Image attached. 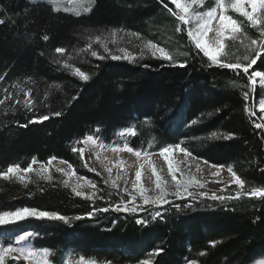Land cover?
<instances>
[{
  "label": "trees",
  "instance_id": "1",
  "mask_svg": "<svg viewBox=\"0 0 264 264\" xmlns=\"http://www.w3.org/2000/svg\"><path fill=\"white\" fill-rule=\"evenodd\" d=\"M77 2L0 0V213L27 207L69 219L65 224L27 218L0 226V243L10 246L16 236L32 231V249L49 251L50 264L67 259L97 264L264 260V197L248 195L264 189V128L255 127L264 124L257 110L260 89L248 78L252 71H264V54L248 75L219 67L195 47L170 0H87L83 3L90 12L80 16L55 10L70 11L68 4ZM215 6L208 0L203 10ZM228 14L242 32L226 41L219 62L247 64L244 56L255 53L246 45L264 37L242 16ZM150 43L173 59L154 56L146 47ZM93 51L105 59L92 56ZM111 55L129 59L114 61ZM77 68L88 75L87 81L75 74ZM43 115L49 119L29 123ZM213 133L221 138H211ZM89 136L105 149L127 145L141 155L179 144L200 161L231 168L244 187L207 192L240 193L223 203L206 197L175 199L141 213L110 209L76 220L94 208L129 199L84 161L80 149ZM53 157L96 184L93 200L76 196L74 185L66 186L65 175L54 168L44 174L50 180L35 172H25L23 180L2 175L12 166L18 171L32 167L33 159L47 165ZM82 191L91 194L92 189ZM155 211L162 215L153 220ZM137 219L147 223L137 224Z\"/></svg>",
  "mask_w": 264,
  "mask_h": 264
},
{
  "label": "snow or ice",
  "instance_id": "2",
  "mask_svg": "<svg viewBox=\"0 0 264 264\" xmlns=\"http://www.w3.org/2000/svg\"><path fill=\"white\" fill-rule=\"evenodd\" d=\"M173 4L177 6V8L180 9V14L178 15V18L180 21H182L184 24L189 23L188 13L190 11V8L192 5L197 4H203V0H190L188 3H182L181 0H171ZM250 6V10L249 7ZM167 7V5H165ZM219 9V11L217 10ZM229 10L238 13L240 16L245 17L246 20L250 23V25L253 28H258V31H260L261 36L264 37V0H229V2H226V0H217V7L211 8L209 11L205 13H196L194 14L196 19L199 21L198 26L193 32L192 30L188 31V36L192 37V39L195 41V47L203 52V54L208 57L214 64H217L219 67L222 68H229L233 71L242 70L245 75L249 74V70L252 68L253 65L257 63V61L260 59L261 55L264 54V39L256 40L252 39L248 45H246V48L250 50L251 53H255L254 56L245 55L244 59L248 61L247 64H241L239 61L236 63H220L218 60L219 55L223 52L225 48V40L227 39H235L236 34L242 32V28L240 23L234 19L231 15L228 14ZM171 11V9H169ZM175 15V13H174ZM4 20L0 19V24H3ZM218 24V27H213V24ZM259 26V27H258ZM179 31V29H177ZM214 33V37L211 41H209V33ZM47 39V37H45ZM147 48L152 50L153 55L155 56L157 53H159V57L165 61H171L173 57L167 52L163 47H158L154 43H150L146 45ZM105 52L108 51L107 46H105ZM58 52H63L64 49H57ZM121 51H124L123 49ZM92 56L97 57V59L103 60L105 59L104 56H98V54L93 51L91 53ZM111 59L114 61H119L121 59H129L127 55L124 57H121L120 55H111ZM67 67V65H65ZM183 67L184 65H180ZM75 74L79 76L82 80L87 81L89 79L88 75L85 74V72L81 71L79 68L75 70ZM249 80L252 85L256 84V78L260 79V82L264 84V71H252L249 75ZM245 99H247V94H245ZM3 99H0V103H3ZM19 103V101H17ZM259 108L261 112H264V103L259 104ZM53 115H60V113H53ZM254 115V113H253ZM48 115H43L41 117H38L36 119H32L29 121V123H38L43 122L45 120H48ZM191 123L195 124L196 121L193 120ZM26 127L27 125H22ZM255 127L257 129L264 128V124L256 123ZM211 138L213 139H220L221 135L213 133ZM223 139L225 140H231L233 137L232 135H223ZM89 141L93 140V137L89 136L87 137ZM125 148L129 152H133L134 150L131 147H128L125 145ZM117 149H114V151ZM179 150V152L183 153L185 157H191L192 153L189 152L186 148L180 147L179 144L175 146H168L164 147L159 155L164 157L165 161L167 162L168 171L172 176V180L175 182V190L174 191H167L164 187L166 184V181L162 179V177L157 173L156 168L152 167V174L155 176V188L158 190L157 195L154 197H151L147 195V190L143 187L142 184H140L141 180V172L137 171L135 173V183L132 185L133 192H129L128 188L125 187L123 191L125 193H128L129 199L125 200L121 198L119 203H116L114 205H110L109 207H102V208H94L91 212L87 214V216H76V220L89 218L91 219L97 212L107 213L111 209L113 212H125V213H136L138 211H145L144 206H163L165 204H171L172 201L168 199L169 196H172L176 199H187L188 197H192L193 199H196L197 195L200 197H206L209 200L213 201H220L221 203L225 201H229L232 199H236L240 196V193L238 192L236 196H225V195H216L215 193H212L209 195L207 192H199L194 193L192 191H189L190 188H204V183H201L199 180L196 179L195 176H185L183 179L177 178V172H181V175H183V172L179 169V163L175 162L173 160V153ZM81 153L83 152V149H80ZM135 155L137 157L141 156L140 151H135ZM145 155H148L145 153ZM55 159V157L50 158L47 161V166L41 165V170L37 172V175L41 176L43 179H51V176H45L44 173L48 170V167L52 165V161ZM193 159H196L193 157ZM182 162V161H181ZM37 161L33 159L32 164H36ZM61 163H64V161H61ZM208 161H204L205 165H208ZM71 167V165H69ZM116 167L122 168L123 162L121 161L120 164H117ZM211 169H216L215 171L211 172L212 176L218 177L220 175V168L222 166H218L215 164L209 165ZM141 168H143V165H141ZM196 170L197 172H203V169L200 167V164H196ZM18 171L17 166H12L7 169V172L3 173V177L5 179L8 178L9 174L16 173ZM21 171L24 172H32V167H28L26 169H22ZM58 172H61L63 175L67 176L68 179L64 181V184L68 185V180H71L73 177L76 176L75 171L72 173L65 172L62 168H57ZM109 177H111L112 168H107ZM228 171L231 173L233 182L237 185L238 188L243 189L244 187V181L234 172L231 168H228ZM123 179L121 175H117V177L113 180H111V187L114 189L120 188V185L118 183L119 180ZM76 184L72 188V191L75 193L78 197H83L86 200H93V198L96 196L97 192V186L96 184L89 179H86L84 177H76ZM80 181H83V183H80ZM105 183H108V181H105ZM84 188H91L92 192L91 194H88L82 189ZM223 191V189L221 190ZM137 195H139L140 199L142 200V204H137ZM251 197H264V189H256L250 193H248ZM100 199H103V197H100ZM177 209L180 208L179 204L174 205ZM188 207H191V205H188ZM152 219L155 220L157 217L161 216L162 213L159 211L152 212ZM27 218H35L38 220H47V221H60L67 224L69 222L68 217L64 215H60L55 212H49L44 210H38V209H30V208H21L17 209L15 211H6L3 213H0V226H7L14 223H18L20 221H23ZM137 224L145 225L147 221L145 219H137L135 221ZM115 223V221H114ZM34 234L32 231H25L22 234L15 237V243L21 244V242L28 241L29 238L33 237ZM10 254H18L14 256V259H18L20 257H23L25 260H28L31 257L35 256V253L30 248L20 247L15 248L12 246L6 247L3 251H0V264H4L5 257ZM158 254V253H157ZM49 253L47 251H44V257L41 261L38 262V264H49L48 260ZM147 264V262H145ZM264 264V262H262Z\"/></svg>",
  "mask_w": 264,
  "mask_h": 264
},
{
  "label": "rangeland",
  "instance_id": "3",
  "mask_svg": "<svg viewBox=\"0 0 264 264\" xmlns=\"http://www.w3.org/2000/svg\"><path fill=\"white\" fill-rule=\"evenodd\" d=\"M33 1L38 2V1H45V0H33ZM59 1L63 2L64 0H59ZM84 1H87V0H79V2H77V5L68 4V10H70V11H66V10L59 9V8L55 9V10L67 12L70 14L72 13V14L77 15V16L87 14L90 12V8L88 7V4L84 5V3H83ZM207 1L208 0H203V4H197V5L191 6L190 11L188 13L189 23L186 24L188 27V31L192 30L193 32H195L199 21L196 19L194 14L207 12V11L203 10V8L205 7V3ZM214 1L216 2L215 7H217V0H214ZM181 2L182 3H188V2H190V0H181ZM227 2H229V0H227ZM173 5L180 12V9L177 8V6L175 4H173ZM248 7L250 10V6H248ZM217 10L219 11V9H217ZM233 13H235V12H233ZM235 14L239 15L238 13H235ZM243 18H245V17H243ZM215 26L218 27V24L214 23L213 27L215 28ZM237 35L238 34H236V37H237ZM213 37H214V33L210 32L209 37H208L209 41H211ZM190 39L192 40V42L195 45V41L192 39V37H190ZM227 40H229V39H227ZM227 40H225V43ZM224 51H225V48H224L223 52L219 55L218 60H220V58L223 56ZM255 85L257 87H259V89H260V98L257 101V110L259 112H261L260 108H259V104L264 103V84H262L260 82L259 78H256V84ZM261 113H262V117L264 119V112H261ZM82 149H83V152L81 153V155L83 156V159L86 162V164L88 165V167L90 169H92L94 172H96L105 181H108V183H106L107 185H109L111 187V180L115 179L117 177V175H121L123 177V179L118 181V183L120 185V188H118V189L121 190V192L123 194L127 195L128 197H129L128 193H125L123 191V189L125 187H127L129 192H133L132 185L135 183V173L137 171L141 172L140 184H142L143 187L147 190V195H149L151 197H154L157 195L158 190L155 188V176L152 174V167L153 166L156 168L157 173L162 177V179L166 181V184L164 185L165 189L169 192L175 190V182L172 180V176L168 171L167 162L165 161L164 157L159 155V153L153 154V155H141L140 157H137L135 155V152H129V151H127L126 148H108V149H105V148L101 147L99 145V142L94 138L91 141H89L88 139L85 140V142L82 144ZM114 149H117V150L114 151ZM131 156L136 158V161H135L136 164H133L131 162ZM172 158L175 162L179 163V169L183 172V175H181V172H179V171L177 172V178L178 179H183L185 176H195L197 180H199L201 183H204V185H205L204 188H195L194 187V188H190L189 191H192V192L197 193V194L199 192H204V191H206V192H208V191L209 192H217V191L224 189L227 186L236 185L233 182V178H232L231 173L224 168L219 169L220 175L218 177H216V176L211 175V172L215 171L216 169H211L209 167V164L205 165L203 161H200L198 159H193L192 156L191 157H185L183 153L179 152V150H176L173 153ZM121 161L123 162V167L122 168L116 167V165L120 164ZM197 163L200 164V167L203 169V172H197V170H196V164ZM41 165L42 164L33 165L32 166V169H33L32 172H35V173L39 172L41 170ZM141 165H143V168H141ZM45 166H47V165H45ZM109 167L112 168L111 177H109V174L107 171V168H109ZM50 168H54L56 170H57V168H62V169H64L65 172H68V173L73 172V170L71 169V167H69L68 164L61 163V161H52V165L50 167H48V170ZM48 170L44 174H47ZM26 174L27 173H25L23 171H17L16 173H11L9 175L15 176L16 178L23 180L26 177ZM65 177L67 180L68 177L67 176H65ZM76 177H80V176L76 174L75 177H73L71 180H68V183L75 186V184L77 182ZM80 183H83V181H80ZM84 189H88V188H84ZM199 197L200 196L197 195L196 199ZM168 199L173 201L176 198L169 196ZM187 199H193V198L188 197ZM176 200H181V199H176ZM136 203L137 204L143 203L142 200L140 199L139 195H137ZM160 207H162V206H149V205L144 206V208H146V209H149V208L154 209V208H160ZM139 212L141 213L142 211H138L136 213H139ZM33 237L29 238L28 241L21 242V244H16L15 239H14L13 243L10 246L15 247V248H20V247L30 248L35 253L34 257H31L28 260H25L23 257H20L18 259H14L13 257L18 255V254H10V255L5 257L4 264H6L9 261H11L12 264H16V262H23L24 264H38V262L43 259L44 251H46V250H44V251L33 250L31 247V240ZM6 247H8V246H3L0 243V251H3ZM47 252L50 255V252L49 251H47ZM49 255H48V260H49ZM262 262H264V260L257 261L254 264H262ZM49 264H50V262H49ZM65 264H97V263L85 261L82 259H79L76 261H71L70 259H67ZM141 264H145V262H143ZM147 264H149V263L147 262Z\"/></svg>",
  "mask_w": 264,
  "mask_h": 264
},
{
  "label": "bare ground",
  "instance_id": "4",
  "mask_svg": "<svg viewBox=\"0 0 264 264\" xmlns=\"http://www.w3.org/2000/svg\"><path fill=\"white\" fill-rule=\"evenodd\" d=\"M215 27H216V26H215ZM135 161H136V158H134L133 156H131V162H132L133 164H136ZM133 164H132V165H133Z\"/></svg>",
  "mask_w": 264,
  "mask_h": 264
}]
</instances>
